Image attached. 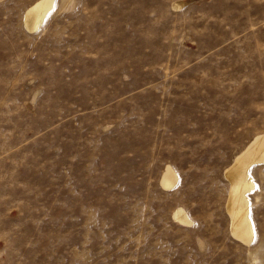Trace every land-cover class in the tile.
I'll list each match as a JSON object with an SVG mask.
<instances>
[{"label": "rangeland", "instance_id": "rangeland-1", "mask_svg": "<svg viewBox=\"0 0 264 264\" xmlns=\"http://www.w3.org/2000/svg\"><path fill=\"white\" fill-rule=\"evenodd\" d=\"M32 1L0 0V264H264V163L250 244L223 173L264 132V0H55L29 30Z\"/></svg>", "mask_w": 264, "mask_h": 264}, {"label": "bare ground", "instance_id": "bare-ground-1", "mask_svg": "<svg viewBox=\"0 0 264 264\" xmlns=\"http://www.w3.org/2000/svg\"><path fill=\"white\" fill-rule=\"evenodd\" d=\"M55 0H34L24 10L23 24L32 30L37 28L49 13ZM185 3L176 0L172 6L178 8ZM264 163V132L253 135L244 146L233 156L224 168V177L228 182V191L225 202L226 211L230 220V232L239 241L250 244L254 235V222L251 215L249 191L255 186L252 167ZM178 175L171 164L163 169L159 182L164 188H172ZM173 217L182 223H191V218L182 206L173 210ZM264 246L256 249L257 256H261Z\"/></svg>", "mask_w": 264, "mask_h": 264}]
</instances>
